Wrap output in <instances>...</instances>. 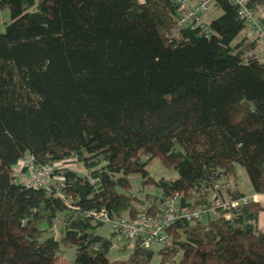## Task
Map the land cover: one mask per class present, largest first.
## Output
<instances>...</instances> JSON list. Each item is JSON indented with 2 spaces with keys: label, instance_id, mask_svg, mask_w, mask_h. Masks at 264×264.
Instances as JSON below:
<instances>
[{
  "label": "trees",
  "instance_id": "obj_1",
  "mask_svg": "<svg viewBox=\"0 0 264 264\" xmlns=\"http://www.w3.org/2000/svg\"><path fill=\"white\" fill-rule=\"evenodd\" d=\"M212 4L204 33L174 0H0V264H264V207H224L248 196L237 165L264 194V39L238 4ZM247 6L264 23V0ZM26 154L62 162L54 184L25 183ZM156 157L178 176H153ZM174 193L201 218L162 245L124 237L114 258L99 214L158 219Z\"/></svg>",
  "mask_w": 264,
  "mask_h": 264
},
{
  "label": "built area",
  "instance_id": "obj_2",
  "mask_svg": "<svg viewBox=\"0 0 264 264\" xmlns=\"http://www.w3.org/2000/svg\"><path fill=\"white\" fill-rule=\"evenodd\" d=\"M180 8L178 23L181 26H192L199 28L204 33H208L209 25L204 18V13L209 9L213 0H174ZM240 7V13L253 26L254 32L264 39V23L255 15V11L247 6L248 0H232ZM62 162L37 161L34 155L26 154L20 159L18 166L21 170L25 169L24 181L27 185L49 187L55 179L54 172L60 167ZM251 202L250 196L241 199L227 201L224 207L228 210L240 206L247 207ZM202 212L181 208L179 206V194L174 193L167 200V206L164 216L154 218L146 214L138 215L135 220L110 217L106 211H102L99 217L109 226L110 231L122 237H140L145 247H151L154 244H165L169 241L166 230L174 224L179 218L200 219ZM227 217H230L228 214Z\"/></svg>",
  "mask_w": 264,
  "mask_h": 264
},
{
  "label": "rangeland",
  "instance_id": "obj_3",
  "mask_svg": "<svg viewBox=\"0 0 264 264\" xmlns=\"http://www.w3.org/2000/svg\"><path fill=\"white\" fill-rule=\"evenodd\" d=\"M192 1L194 2L195 0H192ZM214 10H213V12H214ZM1 13L8 14L9 12H8V10L0 9V32L5 30V25L2 24V22H1V15H4V14H1ZM263 15H264V13H263ZM259 49L262 50L261 56L264 57V42L261 44V48H259ZM70 167L74 168L76 170H83L82 165L78 164V163H71ZM148 169L150 170L152 175L155 177L166 176L167 178H173V177L178 176V172L173 167H169V166L165 165L159 157H156L155 159H153L149 163ZM237 172L239 175V178H238L239 184L238 185L247 193L248 196H250L251 199H254V197L257 196L258 194H256L253 191L245 168L241 165H237ZM26 176L27 175H24V178ZM130 179L133 183L134 188H137V187L139 188L141 186V184H140L141 177L139 175H132L130 177ZM53 181H52V184H54ZM222 185L233 186L234 185V179L231 178L230 180H225ZM259 197L261 198V201L263 202L264 201V195H262V196L260 195ZM260 202L258 201V203L260 205H262ZM262 211H264V210H262ZM122 218L131 219V218H129L128 215H124V216H122ZM135 219H137V218H135ZM135 219H132V220H135ZM261 225H262V227H264V215L262 216ZM61 226H62V219L61 218L56 219L54 222L53 229L52 230L50 229V233L54 234L57 237H61ZM44 227H47V225L45 224ZM101 230H102V232L109 234L110 233V226L108 224H106L104 227H102ZM114 242H115V246L113 247V249L111 251V255L117 259L118 258H121V259L127 258L129 256L130 251H131L129 248H128L129 250L124 249V247L126 246L127 240L120 235H116L114 238ZM66 255L69 258H74L75 257V248L69 247L66 250Z\"/></svg>",
  "mask_w": 264,
  "mask_h": 264
},
{
  "label": "crops",
  "instance_id": "obj_4",
  "mask_svg": "<svg viewBox=\"0 0 264 264\" xmlns=\"http://www.w3.org/2000/svg\"><path fill=\"white\" fill-rule=\"evenodd\" d=\"M140 1H144V0H140ZM215 8H214V5L213 4H211L210 5V7H209V9L206 11V13L204 14V18H205V20L206 21H209V20H211L212 18H214V17H216V16H218L219 14H220V11H218V10H214ZM213 10H214V12H213ZM1 14H4V15H1V22H2V24H4L5 25V23L7 22V20H8V18H9V13L8 14H5V13H1ZM249 35H251L252 33H251V30H247L246 31ZM247 194V193H246ZM262 196V195H264V194H258L257 196H255L254 197V199L255 200H257V201H261V198L259 197V196ZM261 204H262V206L264 207V201L262 202H260ZM264 215V211H262V212H260V217H259V225H260V228L262 229V230H264V227H262V225H261V222H262V216Z\"/></svg>",
  "mask_w": 264,
  "mask_h": 264
}]
</instances>
